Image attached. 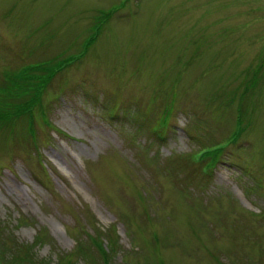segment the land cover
<instances>
[{
	"label": "rangeland",
	"instance_id": "1",
	"mask_svg": "<svg viewBox=\"0 0 264 264\" xmlns=\"http://www.w3.org/2000/svg\"><path fill=\"white\" fill-rule=\"evenodd\" d=\"M7 85L0 264H264V0H0Z\"/></svg>",
	"mask_w": 264,
	"mask_h": 264
},
{
	"label": "trees",
	"instance_id": "2",
	"mask_svg": "<svg viewBox=\"0 0 264 264\" xmlns=\"http://www.w3.org/2000/svg\"><path fill=\"white\" fill-rule=\"evenodd\" d=\"M23 72H25V73L22 76L21 75L20 76H15L17 74H15V75H9V77H10L9 79L11 80V83H12V86L11 87H13V84H14V86H16V84H17L19 86V88H18L19 90L18 91H20V92L25 91L27 89H31L32 83L30 82V80H33L34 81L35 78L36 79L37 78H40V79L47 78V80H48L47 83H49V82L52 81V79L56 75V73L53 72V70L50 67L48 68V66H31V67H28L25 70H23L21 73H23ZM21 73H19V74H21ZM8 87H9V85H7L4 88H1L0 87V92L1 93H3V92L5 93ZM9 99L10 100L12 99L11 98V93L10 94H6L5 93V94H1L0 95V116H3V112L5 110L9 109V108H7L5 106V103L7 105ZM2 104H4L5 108L3 107ZM31 105H32V102L30 103V106ZM27 107H29V106H26L25 108H27ZM31 110H32V108H30V110H25L24 109L23 111L30 112ZM1 121H4V120H1ZM1 121H0V123H2ZM243 121H244V117L241 118L240 122L243 124ZM241 134H242V129L240 128L234 138L238 140V137ZM224 149L225 148L223 147L217 153H215V154H209L208 155V158L207 157L204 158V162H206L205 163L206 169L209 170V173L210 174L213 175V173L211 172V168L213 167V163L219 159V157L222 155ZM99 256L103 260H105V263L106 264H109L108 261H110V260L108 258V252L102 251V254H101V252H99Z\"/></svg>",
	"mask_w": 264,
	"mask_h": 264
}]
</instances>
